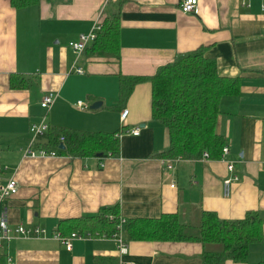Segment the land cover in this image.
Returning <instances> with one entry per match:
<instances>
[{"label": "crops", "instance_id": "0c3cea01", "mask_svg": "<svg viewBox=\"0 0 264 264\" xmlns=\"http://www.w3.org/2000/svg\"><path fill=\"white\" fill-rule=\"evenodd\" d=\"M179 0H38L13 7L0 0V179L12 177L16 193L0 202L9 226H40L41 237L0 240V264H201L196 240H127L120 255L111 235L83 225L103 208L115 209L125 222L177 214L197 223L200 211L237 220L256 212L264 233V0H199L184 13ZM117 14L120 57L77 56L69 42L97 22ZM206 47L220 75L239 79V93L221 99L217 132L229 146L239 179L223 195L228 176L219 157L196 159L160 154L168 147L166 127L151 118V86L135 85L127 102L118 101V75H152L178 53ZM80 66L82 73L74 72ZM57 96L49 110L44 94ZM102 102L96 109L79 108ZM127 108L124 121L121 108ZM123 110V109H122ZM42 117L55 128L116 132L140 127L138 135L120 137L119 150L105 157H29V123ZM48 135L35 137L44 146ZM174 186H170V184ZM113 214L111 212L107 213ZM78 225L72 219H78ZM70 227L83 232L71 248L52 236ZM81 224V225H80ZM64 227V228H63ZM69 232V233H70ZM264 260V243L249 246L248 262ZM223 264H246L226 260Z\"/></svg>", "mask_w": 264, "mask_h": 264}, {"label": "trees", "instance_id": "16d2710c", "mask_svg": "<svg viewBox=\"0 0 264 264\" xmlns=\"http://www.w3.org/2000/svg\"><path fill=\"white\" fill-rule=\"evenodd\" d=\"M38 0H9L13 7L32 5ZM118 16L103 21L96 38L86 46L96 56L120 57L118 43ZM150 83V114L162 123L167 131L168 147L160 154L169 158L196 159L207 151L211 157H219L226 145L224 137L217 132L220 102L224 96L239 93V79L220 75L216 62L206 54V47L178 53L172 61L159 66L152 75H118V101L123 105L129 99L135 85ZM125 109V107L121 108ZM121 113V112H120ZM128 128V127H125ZM118 131H85L55 128L49 125L48 150L70 157H105L119 150ZM60 136L64 149H60ZM115 217L107 218V213ZM99 216L87 218L83 225L91 233L111 235L119 223L115 209L103 208ZM78 219H72L78 225ZM58 230L69 233L70 227ZM81 225V224H80ZM123 230L130 240H196L202 245L201 264H223L226 260L246 264H264V260L248 262L249 246L264 243L261 219L256 212L248 211L237 220L220 219L214 212L200 211L195 224L182 223L177 214H163L159 218H133L126 221Z\"/></svg>", "mask_w": 264, "mask_h": 264}, {"label": "built area", "instance_id": "2783aa9c", "mask_svg": "<svg viewBox=\"0 0 264 264\" xmlns=\"http://www.w3.org/2000/svg\"><path fill=\"white\" fill-rule=\"evenodd\" d=\"M105 3L108 0H104ZM199 0H179V9L184 13H192L197 11ZM102 27V22H97L92 29L88 33H82L79 35L77 40H73L69 42V47L73 50V52L79 56L86 48L88 44H90L97 36L98 31ZM74 72L82 73V69L80 66H76L73 68ZM56 94L53 92L46 93L42 96L40 101V107L49 110L52 104L55 101ZM76 106L79 108H89V105L82 100L76 101ZM128 114V109L125 108L120 113L121 122L124 121ZM49 127L48 121L45 117H42L40 120L29 123L28 130L31 134L30 143L27 148L24 150V154L29 157H54L58 156V152L56 150H48L42 146H36L33 148V140L35 137L43 136ZM140 132V127L135 126L131 128H125L121 126L118 132V136H122L125 134L138 135ZM60 141L63 142V136H60ZM230 149L226 144L222 147L221 153L219 155V159L225 162L226 169L228 171V176L223 178L222 180V192L223 195L228 196L230 194L231 185L233 182L239 179V176L234 171V160L229 159ZM203 157L206 159L209 157V153L205 151ZM176 159L166 160L165 167L167 169H173L174 163ZM170 186H174V184H170ZM17 191L16 182L12 177H8L4 180L0 179V202L6 198L13 196ZM107 218L112 219L115 217L113 214H106ZM119 223L117 224V230L113 233V238L116 243L117 251L120 255H124L127 248V240L123 237L122 225L125 223V219L122 217H118ZM46 231L40 226H25L22 224H17L14 226H9L6 215L4 211H0V240H9L13 237H41L45 235ZM86 233L83 232H70L68 234H63L59 231L52 232V236L57 239L59 242L65 245L67 249L71 248V241L74 239H82L84 238ZM3 264H12L11 258L6 255L4 258ZM120 264H149V263H129L122 259H120Z\"/></svg>", "mask_w": 264, "mask_h": 264}, {"label": "water", "instance_id": "95a60500", "mask_svg": "<svg viewBox=\"0 0 264 264\" xmlns=\"http://www.w3.org/2000/svg\"><path fill=\"white\" fill-rule=\"evenodd\" d=\"M102 102L100 100H96L94 102H92L90 105H89V108L90 109H96L98 108L99 106H101ZM60 149H64V143L63 142H60L59 143V146H58ZM98 156H101V153L98 154Z\"/></svg>", "mask_w": 264, "mask_h": 264}]
</instances>
